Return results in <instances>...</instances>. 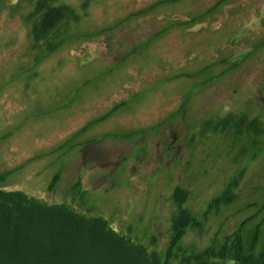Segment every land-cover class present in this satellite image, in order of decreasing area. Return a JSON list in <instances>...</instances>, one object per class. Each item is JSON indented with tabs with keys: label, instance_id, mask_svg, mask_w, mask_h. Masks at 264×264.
<instances>
[{
	"label": "rangeland",
	"instance_id": "374dc122",
	"mask_svg": "<svg viewBox=\"0 0 264 264\" xmlns=\"http://www.w3.org/2000/svg\"><path fill=\"white\" fill-rule=\"evenodd\" d=\"M54 5L77 21L46 52L33 1L0 0V189L101 217L162 256L180 189L197 223L182 249L249 218L245 244L260 225L264 249V0ZM232 180L234 199L208 210Z\"/></svg>",
	"mask_w": 264,
	"mask_h": 264
},
{
	"label": "trees",
	"instance_id": "16d2710c",
	"mask_svg": "<svg viewBox=\"0 0 264 264\" xmlns=\"http://www.w3.org/2000/svg\"><path fill=\"white\" fill-rule=\"evenodd\" d=\"M31 36L44 42L46 52L60 44L61 25L77 21L74 10L54 0H32ZM58 41V42H57ZM243 123V121H239ZM252 127L253 124H250ZM237 180H232L209 206L230 203ZM185 193L176 189L178 213L172 221L169 247L160 255L116 232L101 217H86L62 204L47 205L20 191L0 189V264H264V249L255 253L257 225L245 244L242 222L222 243L195 251L182 249L180 239L196 219L181 208Z\"/></svg>",
	"mask_w": 264,
	"mask_h": 264
}]
</instances>
